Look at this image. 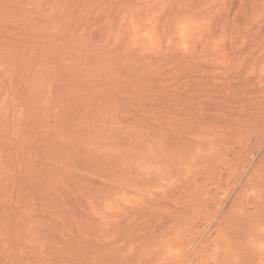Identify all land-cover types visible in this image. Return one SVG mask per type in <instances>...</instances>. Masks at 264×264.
Wrapping results in <instances>:
<instances>
[{
  "label": "rangeland",
  "instance_id": "obj_1",
  "mask_svg": "<svg viewBox=\"0 0 264 264\" xmlns=\"http://www.w3.org/2000/svg\"><path fill=\"white\" fill-rule=\"evenodd\" d=\"M0 264H264V0H0Z\"/></svg>",
  "mask_w": 264,
  "mask_h": 264
}]
</instances>
